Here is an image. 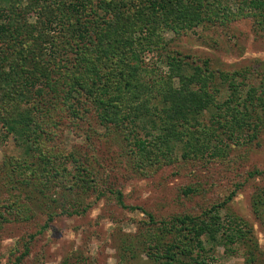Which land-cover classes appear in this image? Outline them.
<instances>
[{
    "label": "rangeland",
    "instance_id": "obj_1",
    "mask_svg": "<svg viewBox=\"0 0 264 264\" xmlns=\"http://www.w3.org/2000/svg\"><path fill=\"white\" fill-rule=\"evenodd\" d=\"M219 1L236 8V0ZM213 20L178 34L160 30L164 45L143 58L152 77L163 81L172 76L167 56L190 68L201 66L212 96L211 108L197 119L214 133L203 137L194 129L189 139L169 143L176 158L172 163L149 165L134 154L128 127L106 128L91 112L75 119L64 110L60 95L49 94L45 108H51L53 122L46 126L45 145L69 171V152L93 171V188H64L59 177L53 181L44 172L35 175V152L0 128V212L5 217L0 224V264H160L164 245L156 243V237L164 233L168 245L177 232L173 227L163 232L169 223L163 226L159 221L183 214L202 216L213 205H218L221 218L239 219L248 232L231 248L207 243L209 264H245L252 253L256 264H264V122L257 121L255 98L254 108L248 105V110L251 125L258 122L256 137L252 126L231 132L236 118L227 109L234 105L232 84H237L234 94L241 97L251 89L263 91L264 28L250 17ZM172 82L178 85L176 78ZM137 123L145 126L135 128L141 138L156 135L147 119ZM195 141L203 144L199 155L183 158L182 152ZM160 148L151 146L149 151L158 157ZM63 175L70 177L67 171ZM186 188L193 193L184 194ZM113 191L121 194L124 207ZM259 195L263 202L257 204ZM13 204L19 210L15 211L25 213L22 218L12 215Z\"/></svg>",
    "mask_w": 264,
    "mask_h": 264
},
{
    "label": "trees",
    "instance_id": "obj_2",
    "mask_svg": "<svg viewBox=\"0 0 264 264\" xmlns=\"http://www.w3.org/2000/svg\"><path fill=\"white\" fill-rule=\"evenodd\" d=\"M236 3L232 8L219 0H0L1 130L19 138L27 151L35 152L39 162L33 170L35 175L37 171L44 172L53 181L59 177L64 188H93V171L86 161L69 152L71 172L44 143L49 134L46 126L53 122L51 108H45V104H50L49 94H58L64 110L75 119L91 112L106 128L128 127L134 137V154L149 165L172 163L176 158L174 146L169 143L189 139L194 129L203 137L214 133L213 128L207 132L197 119L203 110L211 108L212 96L201 66L190 68L167 56L172 76L163 81L152 77V69L144 66L143 58L155 48H162L159 34L164 29L178 34L211 24L217 17L221 23L241 16L255 23L257 19V26L264 28V0ZM232 85L237 88V84ZM235 88L230 100L234 105L227 107L232 119L236 118L230 131L252 126L256 137L254 127L264 122V87L260 94L251 89L245 97L234 94ZM255 98L260 117L251 125L248 105L253 107ZM142 119L157 130L151 139L137 134L135 128H145L137 123ZM156 144L161 146L158 157L149 151ZM202 146L196 141L190 144L188 151L182 152L183 158L198 156ZM66 171L68 178L63 175ZM113 193L124 207L121 194ZM183 193L189 195L193 189L186 188ZM260 197L257 204L263 202ZM10 206L12 215L22 218L25 214L17 212L16 204ZM217 208L213 205L202 216L183 214L159 221L163 226L169 223L163 232L171 227L177 232L168 245L163 242L164 233L156 237V243L164 245L160 264H209L207 243L231 248L243 241L248 229L242 221L230 215L227 220L221 218ZM4 219L0 212V224ZM245 264H256L253 253Z\"/></svg>",
    "mask_w": 264,
    "mask_h": 264
}]
</instances>
